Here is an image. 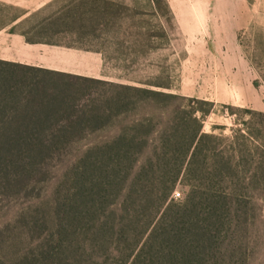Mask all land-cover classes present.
I'll return each instance as SVG.
<instances>
[{"label": "trees", "instance_id": "1", "mask_svg": "<svg viewBox=\"0 0 264 264\" xmlns=\"http://www.w3.org/2000/svg\"><path fill=\"white\" fill-rule=\"evenodd\" d=\"M100 2L87 12L106 14ZM212 107L0 60V214L20 201L0 222V264H247L264 112L228 106L225 135L203 130ZM65 159L47 200V165Z\"/></svg>", "mask_w": 264, "mask_h": 264}, {"label": "rangeland", "instance_id": "2", "mask_svg": "<svg viewBox=\"0 0 264 264\" xmlns=\"http://www.w3.org/2000/svg\"><path fill=\"white\" fill-rule=\"evenodd\" d=\"M95 1L97 9L102 6ZM108 1L112 5L100 15L87 12L92 0H73L74 20L65 27L69 32H34L32 37L100 51L108 71L118 78L212 101L203 120L206 132L230 133L234 116L228 106L264 112V0ZM70 163L65 159L47 165L45 199ZM173 197H180L178 190ZM13 209L1 213L0 222ZM250 237L247 264H264V203Z\"/></svg>", "mask_w": 264, "mask_h": 264}, {"label": "crops", "instance_id": "3", "mask_svg": "<svg viewBox=\"0 0 264 264\" xmlns=\"http://www.w3.org/2000/svg\"><path fill=\"white\" fill-rule=\"evenodd\" d=\"M72 11L73 0H0V60L146 87L139 79L124 80L111 74L100 51L90 52L32 37L34 32H69L65 27L71 24Z\"/></svg>", "mask_w": 264, "mask_h": 264}]
</instances>
